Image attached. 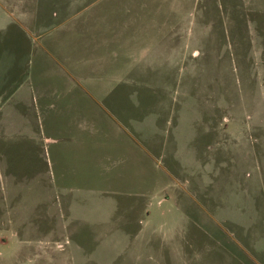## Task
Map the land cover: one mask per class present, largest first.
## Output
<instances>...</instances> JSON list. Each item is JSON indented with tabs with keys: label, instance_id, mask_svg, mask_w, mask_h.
I'll use <instances>...</instances> for the list:
<instances>
[{
	"label": "rangeland",
	"instance_id": "obj_1",
	"mask_svg": "<svg viewBox=\"0 0 264 264\" xmlns=\"http://www.w3.org/2000/svg\"><path fill=\"white\" fill-rule=\"evenodd\" d=\"M88 2L61 23L99 9L164 52L115 80L125 130L79 95L0 136V264H264V0Z\"/></svg>",
	"mask_w": 264,
	"mask_h": 264
},
{
	"label": "crops",
	"instance_id": "obj_2",
	"mask_svg": "<svg viewBox=\"0 0 264 264\" xmlns=\"http://www.w3.org/2000/svg\"><path fill=\"white\" fill-rule=\"evenodd\" d=\"M23 1L18 7L22 23L16 19L23 40L14 43L13 37L7 41L0 36V136L7 138L6 133L16 126L29 128L26 112L31 111V104L38 111H62L54 107L69 109L79 95L92 97L107 114L114 112L103 119L105 128L125 130L116 79L131 72L142 58L152 63L162 57L163 39L155 36L138 50L133 51V46L125 49L120 20L110 21L107 12L96 9L69 19L66 25L61 23L82 0H34L32 5L31 0L28 4ZM91 1L81 6L91 7ZM48 15L61 18L55 26L61 23L67 31L62 29L60 38L55 29L48 34L50 27L41 26ZM163 60L167 61V56Z\"/></svg>",
	"mask_w": 264,
	"mask_h": 264
}]
</instances>
